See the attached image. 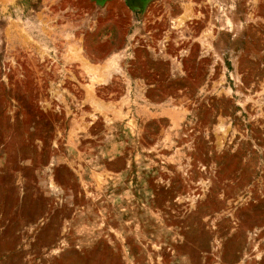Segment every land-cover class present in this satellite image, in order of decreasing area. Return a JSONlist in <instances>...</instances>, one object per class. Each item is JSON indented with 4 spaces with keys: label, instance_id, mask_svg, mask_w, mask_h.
Here are the masks:
<instances>
[{
    "label": "rangeland",
    "instance_id": "obj_1",
    "mask_svg": "<svg viewBox=\"0 0 264 264\" xmlns=\"http://www.w3.org/2000/svg\"><path fill=\"white\" fill-rule=\"evenodd\" d=\"M4 169L102 249L40 264H264V0H0Z\"/></svg>",
    "mask_w": 264,
    "mask_h": 264
},
{
    "label": "crops",
    "instance_id": "obj_2",
    "mask_svg": "<svg viewBox=\"0 0 264 264\" xmlns=\"http://www.w3.org/2000/svg\"><path fill=\"white\" fill-rule=\"evenodd\" d=\"M28 184L24 171L0 170V264H40L74 256L79 262L102 251L65 245L71 241L70 229L54 214L61 203L52 193L27 188Z\"/></svg>",
    "mask_w": 264,
    "mask_h": 264
}]
</instances>
